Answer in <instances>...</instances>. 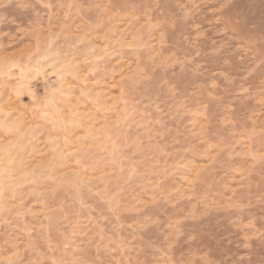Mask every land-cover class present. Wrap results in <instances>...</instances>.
<instances>
[{"label": "rangeland", "instance_id": "rangeland-1", "mask_svg": "<svg viewBox=\"0 0 264 264\" xmlns=\"http://www.w3.org/2000/svg\"><path fill=\"white\" fill-rule=\"evenodd\" d=\"M4 76L0 264H264V0H0Z\"/></svg>", "mask_w": 264, "mask_h": 264}, {"label": "crops", "instance_id": "crops-1", "mask_svg": "<svg viewBox=\"0 0 264 264\" xmlns=\"http://www.w3.org/2000/svg\"><path fill=\"white\" fill-rule=\"evenodd\" d=\"M2 81L0 80V83ZM2 89L0 88V105L4 104H9L11 102V95L13 94L11 88H12V81L10 79H7L6 76L3 77V83L0 84ZM3 85V86H2ZM10 101V102H9ZM6 114L0 115V118H4ZM10 122V121H9ZM10 125V123H9ZM9 128H11L9 126Z\"/></svg>", "mask_w": 264, "mask_h": 264}]
</instances>
